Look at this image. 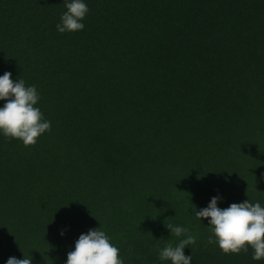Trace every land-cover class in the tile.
I'll return each instance as SVG.
<instances>
[{"label":"trees","instance_id":"1","mask_svg":"<svg viewBox=\"0 0 264 264\" xmlns=\"http://www.w3.org/2000/svg\"><path fill=\"white\" fill-rule=\"evenodd\" d=\"M84 2L60 33L64 0H0V76L51 124L29 147L0 134V264H66L97 228L123 264H171L168 224L197 237L191 264H264L195 215L264 207V0Z\"/></svg>","mask_w":264,"mask_h":264},{"label":"clouds","instance_id":"2","mask_svg":"<svg viewBox=\"0 0 264 264\" xmlns=\"http://www.w3.org/2000/svg\"><path fill=\"white\" fill-rule=\"evenodd\" d=\"M67 11L56 25L60 33L81 31V22L89 9L84 0H64ZM11 72L0 76V100L6 101L0 107V134L5 138L22 142L25 147L34 146L51 124L45 120L37 107L40 96L34 85L26 86L23 79L13 82ZM217 197L195 215L198 220L208 219L212 236L208 243H215L223 254H239L252 250V259L264 260V207L259 202L232 203L229 207H217ZM176 237H183L173 246L167 244L160 252L159 259L171 264H191L192 257L185 256L184 249L196 243L197 237L188 228L165 225ZM63 233H61L62 235ZM213 236L215 240H213ZM6 264H32L30 258L10 257ZM66 264H123L120 250L114 246L105 231L97 228L81 234L73 251L68 252Z\"/></svg>","mask_w":264,"mask_h":264}]
</instances>
